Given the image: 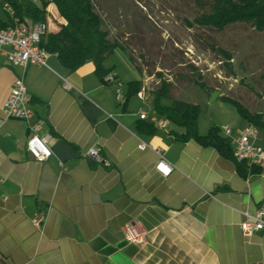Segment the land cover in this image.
Wrapping results in <instances>:
<instances>
[{"label": "crops", "instance_id": "crops-1", "mask_svg": "<svg viewBox=\"0 0 264 264\" xmlns=\"http://www.w3.org/2000/svg\"><path fill=\"white\" fill-rule=\"evenodd\" d=\"M34 1L48 2L44 37L67 23L52 0ZM0 20H8L1 2ZM109 59L122 100L93 62L70 72L53 55L47 66L24 69L0 51V264H264V230L246 235L241 228L264 206V172L244 175L233 156L180 139L171 123L161 128L140 118L141 110L155 112L153 99L127 101V92L130 81L144 86V72L137 79ZM17 76L31 96V122L51 135L45 161L26 151L29 123L4 115ZM214 119L202 118L201 108V135L226 124ZM150 122L154 131L143 125ZM257 143L264 146V132ZM94 146L102 162L87 156ZM161 158L173 166L168 176L156 170ZM38 213L41 227L32 222ZM129 222L145 228V245L126 240Z\"/></svg>", "mask_w": 264, "mask_h": 264}, {"label": "rangeland", "instance_id": "rangeland-1", "mask_svg": "<svg viewBox=\"0 0 264 264\" xmlns=\"http://www.w3.org/2000/svg\"><path fill=\"white\" fill-rule=\"evenodd\" d=\"M93 2L110 39L124 45L110 55V62L121 71L131 68L137 79L144 72L150 99L166 79L172 83L171 98L196 101L202 118L213 117L216 124L233 127L244 122L220 96L237 100L253 112H264V30L249 22L223 30L201 26L195 19L209 10L211 0Z\"/></svg>", "mask_w": 264, "mask_h": 264}, {"label": "trees", "instance_id": "trees-1", "mask_svg": "<svg viewBox=\"0 0 264 264\" xmlns=\"http://www.w3.org/2000/svg\"><path fill=\"white\" fill-rule=\"evenodd\" d=\"M18 19L29 18L34 22H46L48 2L38 5L34 0H10ZM67 23L61 25L56 33H50L41 41V47L55 54L60 64L70 72L76 71L87 62L96 66V74L101 81L110 74L105 60L116 48L123 47L119 39L112 40L102 28V18L96 10L93 0H52ZM195 21L204 27L223 30L229 25L239 22H249L259 31L264 30V0H211L209 10L201 14ZM15 20H0V29L14 27ZM228 61L231 57L224 52ZM134 61V60H133ZM201 87L205 84L199 83ZM141 80L130 81L128 84L127 101L136 96L142 89ZM172 83L161 80L153 92L155 113L169 119L174 126L172 132L182 140L194 139L203 145L216 147L224 156L232 157V146L220 131L219 126L212 127L206 135L198 130V118L201 112L199 104L170 97ZM171 99L170 104L163 100ZM231 103L239 115L248 123L255 125L264 132V112H253L241 102L222 96ZM146 127L155 130L153 123H144ZM239 170L244 175L261 171L259 167L248 163H239Z\"/></svg>", "mask_w": 264, "mask_h": 264}, {"label": "built area", "instance_id": "built-area-1", "mask_svg": "<svg viewBox=\"0 0 264 264\" xmlns=\"http://www.w3.org/2000/svg\"><path fill=\"white\" fill-rule=\"evenodd\" d=\"M0 2L7 15L16 22L14 27L0 30V51L7 56L11 64L24 69L31 65L47 66L49 58L55 54L42 47H37V35L45 36L47 33L46 22H34L29 18L18 19L10 0H0ZM105 81L116 87L118 100L125 98L122 91L123 84L120 80L109 74L105 77ZM146 94L144 85L137 96L145 100ZM3 111L6 118L20 119L29 123L30 136L26 142V151L33 159L45 161L52 156V150L49 147L51 135L41 133L42 124L40 121L31 122L35 117V110L24 76L16 77ZM140 118H149L151 122L161 128H167L170 124L169 119L159 116L155 112L149 114V112L141 110ZM258 130L252 124L240 128H233L227 124L220 126L221 133L232 146L235 160L239 163L245 162L259 167L264 172V146L257 143ZM140 148L145 149L146 144H141ZM87 156L99 162L103 161L101 148L98 146L90 148ZM156 170L163 176H168L173 171V166L164 158H161L156 164ZM44 220V213H38L32 218V222L37 227H41ZM241 228L246 235L264 230V206H261L254 216H248L241 223ZM124 234L126 240L131 243L138 245L147 243V232L140 223H127L124 226Z\"/></svg>", "mask_w": 264, "mask_h": 264}, {"label": "bare ground", "instance_id": "bare-ground-1", "mask_svg": "<svg viewBox=\"0 0 264 264\" xmlns=\"http://www.w3.org/2000/svg\"><path fill=\"white\" fill-rule=\"evenodd\" d=\"M3 30V29H0ZM44 38V35H37V47H41V41Z\"/></svg>", "mask_w": 264, "mask_h": 264}, {"label": "water", "instance_id": "water-1", "mask_svg": "<svg viewBox=\"0 0 264 264\" xmlns=\"http://www.w3.org/2000/svg\"><path fill=\"white\" fill-rule=\"evenodd\" d=\"M217 95V92H213L212 96L215 97Z\"/></svg>", "mask_w": 264, "mask_h": 264}, {"label": "clouds", "instance_id": "clouds-1", "mask_svg": "<svg viewBox=\"0 0 264 264\" xmlns=\"http://www.w3.org/2000/svg\"><path fill=\"white\" fill-rule=\"evenodd\" d=\"M165 171H167L166 169H164Z\"/></svg>", "mask_w": 264, "mask_h": 264}]
</instances>
